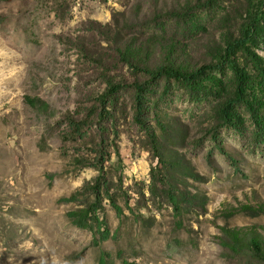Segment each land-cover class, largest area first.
I'll return each mask as SVG.
<instances>
[{"label":"rangeland","instance_id":"1","mask_svg":"<svg viewBox=\"0 0 264 264\" xmlns=\"http://www.w3.org/2000/svg\"><path fill=\"white\" fill-rule=\"evenodd\" d=\"M246 26L251 39L230 61L208 53L245 38ZM161 37L207 67L188 80L151 77L111 50L116 40ZM107 76L140 90L131 83L109 94ZM156 117L184 136L177 150L199 175L185 184L205 195L201 209L178 214L164 185L150 189L156 158L145 131ZM95 194L94 215L108 228L97 244L66 213ZM259 201L264 0H0V264H97L101 251L107 264H239L221 254L218 225L264 224V213L220 210Z\"/></svg>","mask_w":264,"mask_h":264},{"label":"trees","instance_id":"2","mask_svg":"<svg viewBox=\"0 0 264 264\" xmlns=\"http://www.w3.org/2000/svg\"><path fill=\"white\" fill-rule=\"evenodd\" d=\"M252 17H255V14H252ZM97 24L96 22H91L90 28L97 29ZM244 33L245 38L243 39L230 37L235 40L227 41L222 45L224 46L223 49L220 44L214 45L212 43L208 46V53L217 56L223 55L225 59H229L232 48L235 45H241L244 39H251L248 26L244 29ZM106 38L116 37L111 32ZM127 38L134 37L128 36ZM111 50L116 52L117 59L125 61L135 69L149 73L151 77L163 75L174 79L188 80L199 76L204 71V68L207 67V63L204 60L195 59L189 49L173 37H161L154 40L146 38L136 44L131 40H116L111 46ZM88 59L94 61L96 58L88 56ZM232 66L234 68V65ZM106 78L105 91L109 94H112L118 87L131 83L140 90V83L135 82V80L130 82L129 79L124 77L113 79V77L107 76ZM105 95L107 97V94ZM23 102L32 109L44 114H49L51 111L48 103L38 96L24 94ZM229 102L230 100H227L228 104ZM155 125V131L152 129L145 131L148 139V148L152 156L156 158L155 164H160V166L154 164V166L150 167V189L151 186H154V188L157 186L156 182L164 185L160 189L172 209L178 214L182 211L191 210L193 207L201 209L206 201L205 195L200 191L190 190L185 184L188 179H198L199 175L192 169L189 160L184 157L183 153L177 150V146L182 143L184 136L172 128V120L168 121L156 117ZM90 187L95 188V185ZM104 195L110 197L107 192ZM72 197L73 194L63 197V199L68 200ZM113 205L118 209L116 204ZM98 206L99 197L95 194V197L84 205L66 212L74 225L86 228L92 233L91 241L93 244H97L108 236V228L104 226V221L94 215ZM237 211L248 215L264 213V202H240L235 206H223L220 210L223 217H227ZM218 229L219 233L215 237L217 243L222 247L221 254L224 257L234 259L239 264H264V224H221L218 225ZM106 255V251H101L97 264H107ZM25 264L42 263L30 261Z\"/></svg>","mask_w":264,"mask_h":264}]
</instances>
